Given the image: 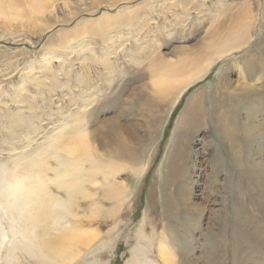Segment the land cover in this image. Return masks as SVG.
I'll return each instance as SVG.
<instances>
[{
	"label": "rangeland",
	"instance_id": "1",
	"mask_svg": "<svg viewBox=\"0 0 264 264\" xmlns=\"http://www.w3.org/2000/svg\"><path fill=\"white\" fill-rule=\"evenodd\" d=\"M44 3L42 13L37 14L29 0H0V175L13 170L26 174L28 162L37 161L38 157L47 162L48 170L39 167L38 172H44L48 180L55 179L53 171L67 170L71 176L69 182L78 181L81 193L68 195L64 189L48 182L46 190L61 202L70 201L66 225L75 230L92 231L94 240L87 246L76 244L72 247L70 260L65 262L44 259L34 242V248L30 250L27 247L32 244L24 241L19 232L24 236L29 234L30 238L35 233L37 237L43 236L45 218L39 226L35 222L31 225L29 215L34 212L21 214V210L18 212V209L6 205L2 191L6 187L0 178V264H164L158 258V247L166 221L163 203L170 192L165 185V162L177 122L183 107L198 92L202 93L201 105H210L209 98L218 92L216 85L223 71L234 87L239 80L235 66L240 63L245 66L248 59L255 61L257 67V60L264 62L263 47H260L264 0H44ZM242 10L244 18L255 20L254 35L247 33L243 51H231L225 56L226 60L224 57L218 59L208 67L203 78L184 88L157 129H151L155 137L133 172L123 164L114 182L124 186L126 198L120 207H115L114 215L110 217V205L103 197L105 183L102 173L92 175L86 158L78 159L79 169H76L71 161L64 160L60 150H55L53 142L60 140L57 139L59 136L70 139L80 132L96 130L94 152H102L108 157L111 146H103L101 137L112 139L105 123L113 115L120 117L122 105L111 109H107L108 106L118 98L129 97L130 105L137 108L138 101L134 97L150 87L148 84L162 68L152 66L160 65L159 62L167 60L163 64L168 62L169 67L187 56L200 58V53H219L220 47L211 46V39H216L212 36L219 30L220 35H225L227 18ZM95 22L98 23L93 24ZM94 27L102 32L97 34L96 30L92 33ZM253 57L256 58L253 60ZM108 63L112 64L111 70L104 68ZM109 70L114 72L109 73ZM246 81L256 88L261 84L253 77ZM122 89L124 92H120ZM123 114L125 118L120 117V124L126 127L122 133L126 144L135 148L134 137L146 142L142 121L149 118L143 115V119L128 120L129 113ZM16 118H22L21 123L16 124ZM15 124L19 127L13 126ZM212 128L208 118L204 128L194 132L187 143L184 159L186 180L192 193L191 205L194 207L200 203V208L205 207L199 231L185 229L178 218L174 221L176 232L186 238L192 249L188 264H204L205 257L209 258V264H232L233 259L228 248L221 250V256L212 258V248L222 249L224 244L218 238L206 237L207 229L216 236L231 237L230 195L225 210L220 211L224 208L221 206L222 197L227 194L222 192L223 173L214 191L209 194L208 190L209 179L216 173L210 167L214 147L219 150L227 172L230 173L234 166L227 156L224 141ZM55 134L56 140L53 138ZM193 161L197 163L195 171L191 167ZM60 182L66 184L68 181ZM202 191L205 192L203 196ZM55 211L61 214L59 207ZM244 213L254 223L249 228L241 227L244 232L264 233V212L259 214L250 209L249 213ZM225 217H228L227 228ZM210 223L213 225L211 229ZM14 224H18L17 227ZM50 228L52 230L53 226ZM17 229L20 230L17 232ZM24 229L27 233L22 231ZM23 242H26V248ZM168 247L174 248L171 244ZM242 248L252 264H264L263 247L247 240Z\"/></svg>",
	"mask_w": 264,
	"mask_h": 264
},
{
	"label": "bare ground",
	"instance_id": "2",
	"mask_svg": "<svg viewBox=\"0 0 264 264\" xmlns=\"http://www.w3.org/2000/svg\"><path fill=\"white\" fill-rule=\"evenodd\" d=\"M29 1L34 13L41 14L42 8H44L45 5L44 0ZM231 14L230 17L227 18V30H224L226 32L225 35H220L219 32H221V30H219L216 32L217 34L214 33V36H212L216 39H211L210 41L211 46L221 48L219 49V53L209 54L205 52L203 55L200 53V58L194 56H191L192 58H188L186 55L187 58L182 59L179 63H175L169 67L166 65L168 62L163 64L167 60L163 61V63L159 62L160 65L156 64L152 66L150 63V65L154 68L156 66L157 68L158 66H161L162 68L160 67L161 69H159V71L157 70L158 72L156 71V74L154 73L155 75L154 79L151 81L152 83L148 84L150 87L147 86L149 89H142V93H139L140 95L134 97L135 100L138 101V107L133 108L130 105L131 98L129 97H126L127 99L118 98L108 106L107 109H111L114 108V106H120L121 104L122 109L119 112L122 115H120V117H123V119L125 118L123 113H129V116L127 117L128 120H134L136 118L137 120L138 118L143 119V115H146L149 119H144L142 121L145 123L144 134L146 142H143L142 138L139 139L140 137H134L135 148L131 147V145L129 147V143L126 144L127 141L122 136V133L125 132L126 127L121 126L120 117L117 115L111 116L105 123L106 128L110 130L109 133L111 134L112 139L107 136L101 137L103 146L108 144L111 146L108 157H105L102 152L98 154L94 152V147L96 145L95 138L97 137L96 130H90V132L86 133L80 132L70 139H68L66 136H64V138L66 137L65 139L59 136L57 139H61L56 140L55 136H57L56 134L59 133L54 135L53 138H55L54 140H56V142L53 143L57 144V146H55L53 143L52 144L55 150H60L62 152L65 161H71L75 165V168L79 169L78 159L86 158L85 162L89 164V169L90 172H92V175L98 172L102 173L105 183L103 188V197L110 205L109 216L111 214L114 215L113 211H115V207H117V205L120 207V204H122L126 198L124 186L114 182V180L117 178L118 173H120V169L123 167V164L126 167H130V170L133 172L134 167L141 162L145 149L155 137L153 133L151 134V129H157L162 119L165 117L168 111L171 110L170 108H172L174 103L177 101L184 88L191 85L198 79L203 78V76L206 74V71L208 70V67L214 65L218 59L223 57L225 58V56L227 57L231 51L238 49H242L243 51L245 49L243 45L247 43V33L254 35V29L256 30L255 20H247L244 18L243 10L236 14ZM261 17L263 18V21H261L262 24L260 23V28L263 34H261V46L260 44L259 46L263 47L262 51L264 52V13ZM96 23L98 22L93 24ZM93 24L91 26H93ZM96 26L97 28H100L98 27L99 25ZM94 28L93 30L91 28L92 33L97 30V28ZM100 31L101 30H97V34ZM221 51H223V53ZM255 58L256 57H253V60ZM129 61L131 62V60ZM141 61H143V58ZM254 62L255 61L251 62L248 59L246 60L245 66H243L244 64L240 63L239 66L234 67L237 74L239 75V80H237L234 87L231 86V81L228 80L227 77H224L225 72L223 71L220 74L218 84L216 85L218 92H214L212 96L210 95V105L209 103L206 105V107L201 105L202 93L200 91L196 96L190 98L187 104L185 103V107H183L184 109L174 130L173 143L170 146L165 162V185L170 192L167 193L166 199L163 203V212L165 215L164 218L166 221L163 225L161 242L158 247V258L164 264H188L187 261L192 253V249L189 246L186 238L176 232L174 227L175 219L178 218L185 229H192L196 231L200 230L199 221L202 218L201 216L203 214L201 215V213L205 207L200 208V203L194 207L191 205L192 193L186 180L184 159L187 155V143H189V140H191L194 132L204 128L205 121L208 118L213 125L215 133L224 141L227 147V156L229 159H231V163L234 166V169L230 173L227 172L224 169L223 159L219 154V150L214 147L213 159L210 167L216 173H214V177L209 179V194L211 191H214L216 182L220 175H222L221 173H223V178H225V180L223 182L224 188L222 192H226L227 194L225 197H222L223 203L221 206H224V208L220 209V211L225 210V205L229 195L232 204L231 208L229 209V215H231V223L229 224V227L231 226V237L227 238L223 234L216 236L215 234L210 233L207 229L208 233L206 237L214 239L218 238L220 242L224 244V248L222 249H216L215 247L213 250L212 248V258L221 256V250L228 248L232 253V264H252L251 261L246 258L245 252L242 248L243 243L247 240H253L257 245L264 248V233H258L253 230L247 234L244 232V228H249L251 225H254L250 219L245 217L246 215L244 212L249 213L250 209L256 211L259 214L264 212V62L262 59L257 60L256 62L259 64L258 67ZM110 64L111 63H108L105 66H102L111 70ZM151 66L150 68L154 69ZM110 70L109 73L112 72ZM251 77H253V80L254 78H257V81H261V84L257 85L258 88L246 81ZM120 92H124L123 89L120 90ZM250 94L253 96L250 97ZM89 100L90 99H88V101ZM141 115L142 117H140ZM19 119H15L16 124L22 120V118ZM16 124L13 126L19 127ZM20 125H23V123ZM64 132L66 131L64 130ZM130 137L133 136L130 135ZM114 145L116 147H114ZM206 146H208V144L205 145V147ZM45 148H47V146ZM51 154L53 155V153ZM33 160L34 159L28 162L27 165H29V167L27 166L26 174L20 173L19 171L14 172L13 170L11 172H3L2 175H0L2 183H4L6 187V189L4 188L5 190H2L5 195L4 200H6V205L18 209V212L21 210V214H26L28 211L29 213L34 212V214L30 213L32 215L28 214L30 216L29 220L31 221V225L35 222L39 226L41 223H43V218H45V224L42 226V230L44 232L43 236L38 235L37 237L36 233L33 232L35 235H33V237L31 236L32 238H30V236H28L29 234L26 235V229L22 230L26 232V236L23 235L24 233L20 234L19 232V235L24 241L30 242L32 244L27 248H34L32 243L34 242V245L39 249L44 259L49 258L53 261L65 262L70 260L69 256L72 247H74L76 244H83L87 246L94 240V233L92 231L88 232L75 230L74 227L66 225L65 217L69 214L68 211L70 209V201L68 202L67 200L66 202H61L57 200L56 197L54 198L51 196L46 190V182L55 186L57 185L58 188L64 189L68 195L81 193V189L79 187L80 184L76 180L69 182L68 179L71 176L64 168L59 170V172L53 171L55 174L54 180L46 179L44 172L43 174L38 172L39 167H45V169L48 170L47 162H45L46 160L43 161L39 157L37 158V161ZM191 167L195 171L197 168V163L193 161ZM65 179L68 181L66 184L63 182L59 183V181H65ZM111 180L112 182H110ZM92 184H94V182H92ZM203 194H205V192L202 191L201 196H203ZM26 203H28V206H25ZM36 207H39L38 210H35ZM56 207L61 209V214L55 211ZM220 211L218 213H220ZM14 214L15 213H13V215ZM92 216L95 218L94 215ZM228 217L223 219L225 222V228H227L226 220ZM210 225L211 226L209 228L211 229L213 225L211 223ZM28 226H30V224H28ZM51 226H53V231L50 228ZM255 226H260V224H255ZM214 228H216V226ZM18 230L20 229H17V232ZM13 238L15 239V237H12V240H14ZM3 239H5V237ZM13 242H15V240ZM26 242H23V244ZM30 243L28 244L30 245ZM10 244H12V242H10ZM169 244H171L174 248H169ZM24 245V248H26V244ZM204 262V264H209V258L205 257Z\"/></svg>",
	"mask_w": 264,
	"mask_h": 264
}]
</instances>
